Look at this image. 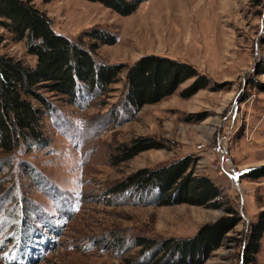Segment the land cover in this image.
I'll list each match as a JSON object with an SVG mask.
<instances>
[{"label":"rangeland","instance_id":"1","mask_svg":"<svg viewBox=\"0 0 264 264\" xmlns=\"http://www.w3.org/2000/svg\"><path fill=\"white\" fill-rule=\"evenodd\" d=\"M32 2L68 38L90 28L117 34L93 52L98 61L165 54L192 64L208 83L184 97L193 78L186 79L139 110L119 102L124 71L106 93L83 92L71 104L45 92L46 142L0 146V264H178L150 263L131 243L185 238L232 209L241 220L202 264H244L250 222L263 223L254 264H264V174L249 176L264 164V0H146L128 15L100 1ZM0 34L1 53L34 64L21 41ZM140 136L158 146L114 164L120 144ZM183 157L193 175L218 186L216 208L160 205L154 190L117 191L137 169Z\"/></svg>","mask_w":264,"mask_h":264},{"label":"trees","instance_id":"2","mask_svg":"<svg viewBox=\"0 0 264 264\" xmlns=\"http://www.w3.org/2000/svg\"><path fill=\"white\" fill-rule=\"evenodd\" d=\"M122 15L131 14L146 0H91ZM0 28L8 30L13 39L25 45L34 57V64H26L8 53L0 52V146L11 151L20 144L28 147L45 143L42 118L49 106L45 92L73 103L81 93H106L108 84L124 71L122 106L139 110L174 93L180 83L193 78L181 95L188 97L207 87V78L192 64L169 55H142L131 64L98 61L93 52L101 44H113L117 34L102 28H90L77 38L52 28L46 12L32 0H0ZM87 38V42L84 39ZM3 40L0 34V44ZM1 47V45H0ZM158 143L149 137H136L121 143L114 164L134 157L137 153ZM192 160L183 157L165 165L143 167L128 175L118 187L119 193L130 190L148 196L158 193L157 204L169 205L187 202L216 208L218 186L206 175H193ZM264 174V164L249 171V176ZM143 196V197H144ZM213 222H205L190 236L163 239L138 238L131 244L141 246L150 263L176 262L202 264L211 251L217 249L227 233L241 220L237 210H229ZM242 250L244 264L256 263L263 223H249Z\"/></svg>","mask_w":264,"mask_h":264},{"label":"water","instance_id":"3","mask_svg":"<svg viewBox=\"0 0 264 264\" xmlns=\"http://www.w3.org/2000/svg\"><path fill=\"white\" fill-rule=\"evenodd\" d=\"M230 176H232V178H236V176L235 175H233V174H230ZM238 178H236V180H237Z\"/></svg>","mask_w":264,"mask_h":264},{"label":"bare ground","instance_id":"4","mask_svg":"<svg viewBox=\"0 0 264 264\" xmlns=\"http://www.w3.org/2000/svg\"><path fill=\"white\" fill-rule=\"evenodd\" d=\"M236 178H234V180H235Z\"/></svg>","mask_w":264,"mask_h":264}]
</instances>
